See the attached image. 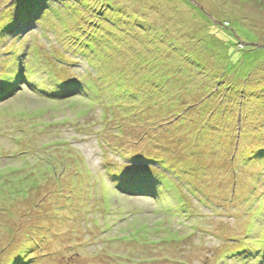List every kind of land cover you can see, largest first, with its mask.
Returning a JSON list of instances; mask_svg holds the SVG:
<instances>
[{
  "label": "rangeland",
  "instance_id": "1",
  "mask_svg": "<svg viewBox=\"0 0 264 264\" xmlns=\"http://www.w3.org/2000/svg\"><path fill=\"white\" fill-rule=\"evenodd\" d=\"M191 1L0 0V264H264V0Z\"/></svg>",
  "mask_w": 264,
  "mask_h": 264
},
{
  "label": "trees",
  "instance_id": "2",
  "mask_svg": "<svg viewBox=\"0 0 264 264\" xmlns=\"http://www.w3.org/2000/svg\"><path fill=\"white\" fill-rule=\"evenodd\" d=\"M170 4H172V5H174V6H176V7H180V6H186V8H188L189 9V11H191L192 12V9L194 10V11H196V14H195V19H197V20H204V21H206L207 22V24H206V26L208 27H212L213 26V30H217V29H219V28H222L223 30L224 29H227V26H225L224 25V23L223 22H221V23H219L218 24V22L217 23H215V22H213V19L211 18V16H209L208 15V13H207V11H206V8H205V6L204 5H202V6H200V5H197L198 4V1H196V3H194V1H191V0H167ZM200 2V1H199ZM114 8V11L115 12H118L121 16H123L124 18H126V19H128L127 17H126V14L125 13H128V10L125 8V7H123V6H121V5H116V6H114L113 7ZM214 11H211L210 13H213ZM105 16H107L106 14H105ZM128 16V15H127ZM108 17V16H107ZM132 19V17H129V19L128 20H131ZM26 21V18H22V19H13L12 21H13V26H14V24L16 23V24H18L19 22H23V21ZM230 21V19H228V18H225L224 19V22H229ZM234 22H236V21H234ZM199 23V22H198ZM227 25H228V23H227ZM12 26V27H13ZM143 25H141V27H142ZM153 26V28H155V26L154 25H152ZM236 26H238L237 28H238V32L236 31V33H235V35L234 34H232L231 35V37H232V39H238L239 41H242V40H245V41H247V42H251V43H256V41H258V39L254 36V34H252L251 32H249V30L248 29H245L240 23H237V25ZM11 29V25L9 24L7 27H4V28H0V31H7V30H10ZM112 29H114L113 27H112ZM129 30H132L131 28H128ZM228 30V29H227ZM157 32H158V29H157ZM220 31H215L214 33H219ZM155 34H156V32H155ZM248 35H252L251 37H249ZM217 40L219 39L218 37H217V35L216 36H214ZM220 40V39H219ZM157 41H159V36H158V39H157ZM254 43V44H255ZM90 46H92V43H88ZM231 44L232 43H230V42H228V46H227V48H228V50H230V48H231ZM226 47V46H225ZM257 50L256 51H260L259 50V48H256ZM248 50H250L249 48L246 50L247 52H248ZM252 50V51H251ZM250 50V55H253L254 54V52L255 51H253V49H251ZM238 52H235V55H233V57L234 58H241L243 55L242 54H240V57H239V55L237 54ZM36 56V55H35ZM37 56H39V55H37ZM254 57V56H253ZM40 58V57H39ZM186 58V57H185ZM189 58H186V60H188ZM260 57H254L253 58V60H259L260 61ZM126 64H127V62H126ZM231 66H236L237 67V65L235 64H233V65H231ZM228 68H231V67H228ZM27 69V68H26ZM231 69H233V68H231ZM241 69V68H240ZM244 71V73L246 72V70L247 69H245V67L244 68H242ZM233 70H235V68L233 69ZM233 70H231V71H233ZM218 71V70H217ZM206 72H209V70H207ZM215 72V71H214ZM234 72V71H233ZM29 73V72H28ZM27 73V74H28ZM210 73V72H209ZM18 74L20 75L21 74V71L19 72H17L16 73V71L15 72H13V74H9V75H7V76H5V77H3V81H4V83H5V85L4 86H2V87H0V98H1V96H2V92H7L8 91V89L6 88L7 86H10V87H12L13 85H15L19 80H17V81H15V83H14V81L12 82L11 80H10V78H8V76H11V77H15V79H16V77L18 76ZM204 76V75H203ZM242 76H244V75H242ZM57 77V76H56ZM161 79L163 80V81H165L166 79H167V77H161ZM220 80H224V77H223V79H220ZM12 83H14L13 85H12ZM141 89H143V91H144V88H141ZM263 89H264V87H263ZM201 147H199V148H197V149H199V150H201L200 149ZM199 150H195L197 153H200L201 154V151H199ZM257 158H260V159H263L264 160V151L262 152V151H260V153H259V156L257 157ZM125 174V173H124ZM121 176H123V175H121ZM138 178V177H137ZM130 181H137V180H132V179H130ZM126 187H128V188H130V190H134V191H138V185H133V183H131V185H129V186H126ZM45 236V235H44ZM44 236H41V237H39L38 238V240H40V241H42V237H44ZM45 239H46V237H45ZM46 241H44V243H45ZM43 243V244H44ZM39 245H40V247H41V244L40 243H37L35 240H31V241H29V242H27V243H25V250H23V251H21V250H19L18 251V253H16V254H12V256L13 255H15V257L13 258H8V261H9V263L8 264H31V261L33 262V258H34V256L31 254V251H29V249L30 250H34L35 248H38L39 247ZM43 248H44V246H43ZM26 254H28V257L26 258ZM31 254V255H30ZM23 256H25V258L23 257ZM31 256V257H30ZM5 259H7V257L5 258Z\"/></svg>",
  "mask_w": 264,
  "mask_h": 264
},
{
  "label": "bare ground",
  "instance_id": "3",
  "mask_svg": "<svg viewBox=\"0 0 264 264\" xmlns=\"http://www.w3.org/2000/svg\"><path fill=\"white\" fill-rule=\"evenodd\" d=\"M110 42V41H109ZM232 109V108H231Z\"/></svg>",
  "mask_w": 264,
  "mask_h": 264
}]
</instances>
